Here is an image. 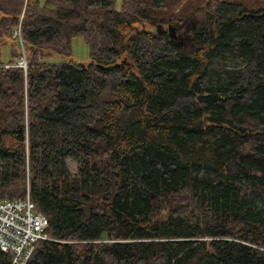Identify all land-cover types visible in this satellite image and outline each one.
Instances as JSON below:
<instances>
[{"label": "trees", "instance_id": "obj_1", "mask_svg": "<svg viewBox=\"0 0 264 264\" xmlns=\"http://www.w3.org/2000/svg\"><path fill=\"white\" fill-rule=\"evenodd\" d=\"M115 1L0 0V199L50 237L27 264H264V8ZM77 36L87 61L47 59Z\"/></svg>", "mask_w": 264, "mask_h": 264}, {"label": "built area", "instance_id": "obj_2", "mask_svg": "<svg viewBox=\"0 0 264 264\" xmlns=\"http://www.w3.org/2000/svg\"><path fill=\"white\" fill-rule=\"evenodd\" d=\"M12 35L19 37V29ZM17 65L25 69V59ZM46 229L47 219L34 209L28 193L22 199H0V250L11 254L10 264H27L35 242L50 239Z\"/></svg>", "mask_w": 264, "mask_h": 264}, {"label": "rangeland", "instance_id": "obj_3", "mask_svg": "<svg viewBox=\"0 0 264 264\" xmlns=\"http://www.w3.org/2000/svg\"><path fill=\"white\" fill-rule=\"evenodd\" d=\"M205 1H209V0H201L202 4ZM213 1H215V0H213ZM120 2H121V0H116L115 1V7L117 9L120 6ZM243 2L245 3V5L247 7L251 6L252 8H257V7L264 8V0H243ZM198 19H201V18L199 16H197L196 20L192 21V24H194V25L197 24L198 25L199 23L196 22ZM176 26H175V29H176ZM164 28L167 30V25ZM71 47H72L71 48L72 49V53H71V55L69 57H66V56H64V57L63 56H60V57L55 56L54 57L53 56V57H50V58H47V59H51V60H54V61L74 60L76 62H85V61H87L89 59V48H88V45L84 42V39L81 36H77V37H74L72 39ZM8 52H9V46L8 45H4V46L1 47V54H0V60L1 61L6 62V61L9 60V53ZM67 166L70 169V171H72V172L75 171L76 164H75V162L73 160L68 159L67 160ZM228 167L231 168L230 165H228ZM165 213H166L165 211H162L155 219L163 220V217H164ZM160 217L162 219H159Z\"/></svg>", "mask_w": 264, "mask_h": 264}, {"label": "flooded vegetation", "instance_id": "obj_4", "mask_svg": "<svg viewBox=\"0 0 264 264\" xmlns=\"http://www.w3.org/2000/svg\"><path fill=\"white\" fill-rule=\"evenodd\" d=\"M192 28H193L194 30H196V29L198 28V25H197V24H196V25L192 24ZM176 33H177L178 35H177ZM175 34H176V36H177V38H178V39L175 40V42H176L177 44H178V43H182L184 37H187V38L189 39L188 28H186L185 30H183V28H182L181 25H177V26H176ZM229 165H230V164H229ZM230 166H231V168L228 167V171L233 170V165H230Z\"/></svg>", "mask_w": 264, "mask_h": 264}, {"label": "water", "instance_id": "obj_5", "mask_svg": "<svg viewBox=\"0 0 264 264\" xmlns=\"http://www.w3.org/2000/svg\"><path fill=\"white\" fill-rule=\"evenodd\" d=\"M166 31H167V35H168L169 39H171L173 41H175L176 39H178L177 36H176V34H175V26L174 25L168 24ZM159 219H162V218L160 217Z\"/></svg>", "mask_w": 264, "mask_h": 264}]
</instances>
